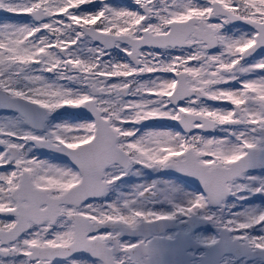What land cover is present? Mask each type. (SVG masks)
I'll list each match as a JSON object with an SVG mask.
<instances>
[{
    "label": "snow or ice",
    "instance_id": "1",
    "mask_svg": "<svg viewBox=\"0 0 264 264\" xmlns=\"http://www.w3.org/2000/svg\"><path fill=\"white\" fill-rule=\"evenodd\" d=\"M0 12V264H264V0Z\"/></svg>",
    "mask_w": 264,
    "mask_h": 264
},
{
    "label": "flooded vegetation",
    "instance_id": "2",
    "mask_svg": "<svg viewBox=\"0 0 264 264\" xmlns=\"http://www.w3.org/2000/svg\"><path fill=\"white\" fill-rule=\"evenodd\" d=\"M115 2L121 6H128V5H131L132 3V0H115ZM8 15L9 14H6L4 16H0L1 18H8ZM23 22H24V19H23ZM179 174H176V173H170L168 174L167 176L163 177V178H167V179H176L177 176ZM153 178H156V177H153ZM257 203H259V201L257 200L256 201Z\"/></svg>",
    "mask_w": 264,
    "mask_h": 264
},
{
    "label": "rangeland",
    "instance_id": "3",
    "mask_svg": "<svg viewBox=\"0 0 264 264\" xmlns=\"http://www.w3.org/2000/svg\"><path fill=\"white\" fill-rule=\"evenodd\" d=\"M5 19H7V18H1V17H0V22H3ZM23 19H24V18H22V17H21V18H18V19H17V22H23Z\"/></svg>",
    "mask_w": 264,
    "mask_h": 264
},
{
    "label": "water",
    "instance_id": "4",
    "mask_svg": "<svg viewBox=\"0 0 264 264\" xmlns=\"http://www.w3.org/2000/svg\"><path fill=\"white\" fill-rule=\"evenodd\" d=\"M0 14H3V15H5L6 13L0 12Z\"/></svg>",
    "mask_w": 264,
    "mask_h": 264
}]
</instances>
